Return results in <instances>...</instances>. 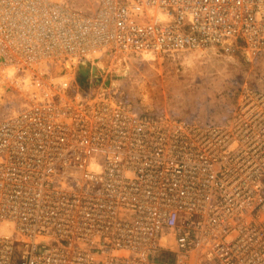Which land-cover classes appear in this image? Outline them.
<instances>
[{
    "label": "built area",
    "instance_id": "1",
    "mask_svg": "<svg viewBox=\"0 0 264 264\" xmlns=\"http://www.w3.org/2000/svg\"><path fill=\"white\" fill-rule=\"evenodd\" d=\"M233 46L264 60V0H0V264H264V91L201 122L76 83Z\"/></svg>",
    "mask_w": 264,
    "mask_h": 264
},
{
    "label": "rangeland",
    "instance_id": "2",
    "mask_svg": "<svg viewBox=\"0 0 264 264\" xmlns=\"http://www.w3.org/2000/svg\"><path fill=\"white\" fill-rule=\"evenodd\" d=\"M126 63L128 74L119 77L113 92L140 113L216 122L233 107L239 86L264 91V60L247 61L234 46L151 61L130 58ZM13 101L17 107L18 100Z\"/></svg>",
    "mask_w": 264,
    "mask_h": 264
},
{
    "label": "bare ground",
    "instance_id": "3",
    "mask_svg": "<svg viewBox=\"0 0 264 264\" xmlns=\"http://www.w3.org/2000/svg\"><path fill=\"white\" fill-rule=\"evenodd\" d=\"M145 59L151 61L153 60V57L146 56ZM92 60L81 61L76 65V83L81 86L82 89L85 88L84 86L87 88L89 84H96L101 92L106 91L107 89L114 90L117 84H119V77L123 78L128 74L126 58L115 56L110 59L103 56L100 59ZM65 66L66 69H68V72H71L69 64H66ZM5 78L6 76L0 79V114H5L16 109L15 105L11 103L14 94V91L11 88L13 83H10V81ZM139 91L141 93L143 92L141 85L139 86ZM141 96L142 99L145 98L144 95Z\"/></svg>",
    "mask_w": 264,
    "mask_h": 264
},
{
    "label": "water",
    "instance_id": "4",
    "mask_svg": "<svg viewBox=\"0 0 264 264\" xmlns=\"http://www.w3.org/2000/svg\"><path fill=\"white\" fill-rule=\"evenodd\" d=\"M81 87V86H80ZM85 88H83V90H85L86 89V86H84Z\"/></svg>",
    "mask_w": 264,
    "mask_h": 264
},
{
    "label": "trees",
    "instance_id": "5",
    "mask_svg": "<svg viewBox=\"0 0 264 264\" xmlns=\"http://www.w3.org/2000/svg\"><path fill=\"white\" fill-rule=\"evenodd\" d=\"M172 116V115H171ZM174 117V116H173ZM176 118V117H175Z\"/></svg>",
    "mask_w": 264,
    "mask_h": 264
}]
</instances>
